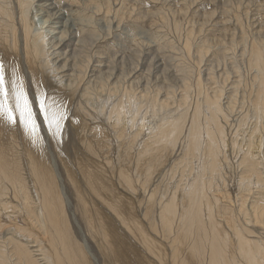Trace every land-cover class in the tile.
<instances>
[{"label":"bare ground","instance_id":"6f19581e","mask_svg":"<svg viewBox=\"0 0 264 264\" xmlns=\"http://www.w3.org/2000/svg\"><path fill=\"white\" fill-rule=\"evenodd\" d=\"M99 1L93 27L75 10L86 2L0 0V63L9 91L13 80L23 87L37 128L52 139L105 264H264V0L254 9L237 3L226 18H208L195 5L180 10L194 27L185 48L194 50L195 65L186 72L223 63L207 79L191 75L201 95L192 106V83L163 100L154 84L138 81L143 65L120 77L128 57L115 52L111 70ZM31 15L45 27H35ZM217 32L223 41L215 61L207 55L219 44L210 36ZM216 78L207 91L204 82ZM42 100L65 114L62 137L52 136ZM144 111L151 121H140ZM36 137L0 117V264H91L88 242L81 246L63 211L55 157L51 165L38 130Z\"/></svg>","mask_w":264,"mask_h":264},{"label":"rangeland","instance_id":"374dc122","mask_svg":"<svg viewBox=\"0 0 264 264\" xmlns=\"http://www.w3.org/2000/svg\"><path fill=\"white\" fill-rule=\"evenodd\" d=\"M95 1L100 2L99 0H86V1L85 0H79V2H83V3L86 2V3L83 5V7H81V10L75 9L76 11H78L77 17L80 16L81 18H83L79 14V12H81V14L84 16L85 20H87V18L91 19V17H92V20L89 22L90 19H88L87 23L90 26L92 25L93 27L97 26V23L96 22L93 23V21L95 19H96L95 21H98L97 17L99 18V16L95 15V10H97L98 6L101 5V2L99 4V3H96ZM101 1H102V16H103L105 61L107 64H109V67L112 66L111 70L115 69L114 67L117 66L116 63L112 62V60L115 57V52H117L118 56H120V57H122V56L125 58L128 57V59H127L128 63L127 62L122 63L123 65L120 64V66H118V68L120 70L119 71L120 75H118V76H120V77H122L121 74H123L124 72H126L125 74L131 73L130 72L131 70L137 69L139 66L143 65V69L145 68L146 70L142 69L143 72L142 71L140 72V74H139L140 76L138 77V81L149 82V86L151 88H152V85L154 84L156 90L159 89L160 94H161L160 98L163 100H167L169 98H172L174 96L175 92L177 95H181L184 92L183 90H185L184 89L185 82L192 83L191 87H193V88L190 87L189 88L190 90L188 93V104L191 106L194 105L198 100L201 99V95L199 93H197V88L195 86V82H192L194 78L191 75L195 74V78H197L198 73L199 74L200 73L201 74L206 73V76L204 78L207 79L209 77L208 76L209 71L216 72L218 70L217 67L218 66L220 67L221 65H223V63L217 62V65H218L217 67L215 66L214 63H212L211 64L212 67H211L210 66L211 62H204L200 67L194 68V71H195L194 73L186 72V69L188 70V68L190 70L193 69L191 67V65H195V63H194L195 62L194 50L192 49L191 52H188L185 48L186 37H187L189 32L194 31V27H193L192 23H188V22L184 21V19L182 18V14L180 15V10L185 9L188 6H191V8H192L195 5V6H197V8L199 7V9L202 7L201 8V14H205L204 16L209 15L208 18L210 17L211 14H216V13L218 15L220 14V16L224 17L223 16L224 10H226L230 13L233 12L234 10H236L237 3H239V4L244 3V7L249 6L250 9H254L255 6L261 4V0H255V1H253V0H212V3L210 5H209V1H211V0H209V1H206V0H204V1L203 0H192V1L191 0H159V1L158 0H136V1L135 0H114V1L113 0H101ZM224 2L227 3L229 5V7ZM223 3H224V5H223ZM202 4H204V5L201 6ZM115 5H117V6L115 7ZM222 6H224V7H222ZM87 7L90 8L91 10L88 9ZM94 7H96L97 9ZM215 8H217V9H215ZM143 10H144V12H143ZM157 10H159V14L155 13V12H157ZM211 10H213V11H211ZM93 11H94V13H93ZM145 11H146V13H145ZM174 11L176 13H174ZM91 12H92V15H91ZM87 13L90 16L87 15ZM148 15L149 16L153 15V16H152V18H151V16L149 18ZM202 16H201V18L197 19V20H199L198 21L199 24L197 26L199 28V32L202 30V27H203V26L199 27L203 23ZM31 17L34 19L33 22L35 23V27H37L38 25L41 26L42 28L45 27V25H42V24H44V22H43L44 20H41L39 17H37V15H36V18L32 15H31ZM173 18L174 19L176 18V19L174 20ZM224 18H226V17H224ZM200 20H202V22ZM211 21L212 20H210L209 22H211ZM216 21L224 23V21H222V20L217 19ZM85 22L83 21L84 24H85ZM113 23H115V24H113ZM38 28H40V27H38ZM208 31L205 32V34H208ZM199 32H198V36L201 38V36L199 35ZM107 34H108V36H107ZM194 35L197 36V34H195V33H194ZM210 36L212 39L216 40L214 43H219V44L218 45L214 44L215 46L214 45L211 46L209 48V53L207 56H211L212 54H214L215 61H217L216 56L220 55V51H221V49H220L221 43L220 42L223 40H222V38H219L218 32L212 33ZM216 37H218V38L216 39ZM219 39H220V41H219ZM117 46H119V47H117ZM148 47H149V49H148ZM127 48H129V49H127ZM145 48H146V50H145ZM143 49H144V52H142ZM139 52H140V54H138ZM132 53L133 54L136 53V54L133 55ZM154 53H156V54H154ZM120 54L121 55L123 54V55L121 56ZM136 55H138V57H137L138 59L136 58ZM129 57L130 58L132 57L131 59L133 60V62H131ZM148 57L150 59L151 58L152 59L150 60ZM115 58L117 59V57H115ZM209 58L212 59L211 57H209ZM154 60H155V62H153ZM135 61H136V63H135ZM163 64H166V65H163ZM208 65H209V67H208ZM124 66H127V67H124ZM166 66H168V68H166ZM152 67H155L156 69L152 68ZM148 68H152V69L150 70ZM198 69L202 72H198L199 71ZM161 70L162 71L165 70L166 72H164V71L161 72ZM145 71H146V73H145ZM216 77H217V75H216ZM163 79H165V80H163ZM220 80H221L220 78H216V80L214 82H207L205 80L206 82H204L203 87H205V89L207 91H211L213 88L218 86V84L220 83ZM176 83H178V84H176ZM182 88H183V90H182ZM163 90H164V92H163ZM165 90H166V92H165ZM193 94H194V96H193ZM162 96H165V97H162ZM168 104L171 105L170 110L174 111V112H172L173 115L175 114V112L178 113V110H176L177 109L176 103L174 104V102L172 100H169ZM39 113L40 112L37 110V112L35 114L37 116V120L39 119V121H40L39 117L41 115ZM142 113H143L142 114L143 116L141 115L140 121H142V119H144V118H145V120L151 121L152 118H151L150 114H147L145 111ZM145 113L147 115H145V117H144ZM161 118L162 119H165V118L172 119L171 116H166V114H164V113L162 114ZM68 120L69 119L67 118L66 119L67 126H64V130H63V133H66L65 137H69L74 133L72 130V126L69 124ZM37 130H38L39 137L42 138V142H43V145H44L45 150H46L45 153L47 155L46 158H48L47 161H49V163L51 162V165H52L51 156L55 157V164H57V166L52 165L51 168H52L53 174L55 175L54 176L55 177V183L58 182L57 188H58V193L60 194V196H59V194H58V196L61 199V202L63 205V211L66 214L69 227L71 229L74 228V232H76V234H77L78 242H80L82 247L83 246L85 247L84 242L81 241L83 238H85L86 242H88L92 256L87 254V257H89L91 264H105L104 257H102L98 242H96L92 238V236L88 230V227H86V225H85V222L83 220V216H82L80 209H79V206H78L79 199L77 196V192L75 191L73 184L70 183L67 171L63 167V161L58 156V153H56V149L54 148L52 139L49 137L48 133L45 134L44 127H39V128H37ZM40 134H42V136ZM45 137H47L48 140ZM63 140H65V138ZM66 140H67V138H66ZM48 145L50 146L49 150L51 152H49V150H47L48 148L46 146H48ZM71 145L72 144L70 143L67 150H68V152H71L74 154L73 146H71ZM51 153H53V154H51ZM126 160L127 159H125V161ZM74 164L76 166L77 162L74 161ZM55 167H57V168H55ZM64 189H65V191H64ZM68 202L70 203V207L67 206ZM143 211L144 210H142V212ZM72 213H74V218H73ZM71 218H73V219H71ZM72 226H74V227H72ZM72 231H73V229H72Z\"/></svg>","mask_w":264,"mask_h":264},{"label":"snow or ice","instance_id":"6c2138e0","mask_svg":"<svg viewBox=\"0 0 264 264\" xmlns=\"http://www.w3.org/2000/svg\"><path fill=\"white\" fill-rule=\"evenodd\" d=\"M6 79V69L4 64L0 63V117H3L11 124L19 121L24 130L35 140L37 124L33 119V112L27 95L22 86H18L16 80L12 81L11 91L8 88ZM10 101L14 102L10 103ZM51 106L46 100L40 101V112L44 114V120L47 122L49 130L53 137H62V122L65 120V114L50 111ZM19 113L17 118L16 113Z\"/></svg>","mask_w":264,"mask_h":264}]
</instances>
